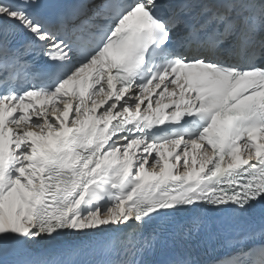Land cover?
<instances>
[{"label": "snow or ice", "instance_id": "1", "mask_svg": "<svg viewBox=\"0 0 264 264\" xmlns=\"http://www.w3.org/2000/svg\"><path fill=\"white\" fill-rule=\"evenodd\" d=\"M43 7L0 0V264H264V0Z\"/></svg>", "mask_w": 264, "mask_h": 264}, {"label": "bare ground", "instance_id": "2", "mask_svg": "<svg viewBox=\"0 0 264 264\" xmlns=\"http://www.w3.org/2000/svg\"><path fill=\"white\" fill-rule=\"evenodd\" d=\"M78 243H79L78 240L71 238V237H66L64 240H62L61 242H58L57 244H54V245L40 244L28 253L21 254L19 256L8 257V259L18 260V261H29L43 254H50L56 251L57 249H61L66 246L77 245Z\"/></svg>", "mask_w": 264, "mask_h": 264}]
</instances>
